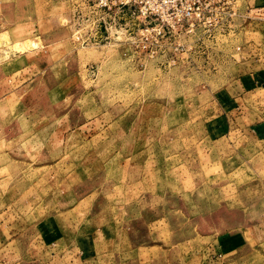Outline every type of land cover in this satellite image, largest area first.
Returning a JSON list of instances; mask_svg holds the SVG:
<instances>
[{
	"label": "rangeland",
	"instance_id": "1",
	"mask_svg": "<svg viewBox=\"0 0 264 264\" xmlns=\"http://www.w3.org/2000/svg\"><path fill=\"white\" fill-rule=\"evenodd\" d=\"M239 7L150 55L133 26L77 42L69 0H0V264H264V90L240 77L264 21Z\"/></svg>",
	"mask_w": 264,
	"mask_h": 264
},
{
	"label": "built area",
	"instance_id": "2",
	"mask_svg": "<svg viewBox=\"0 0 264 264\" xmlns=\"http://www.w3.org/2000/svg\"><path fill=\"white\" fill-rule=\"evenodd\" d=\"M69 1L77 42L85 44L91 37L94 42L98 37L108 39L112 33L117 35L133 26L137 31L131 37L135 50L150 55L166 34L178 40L181 36H191L195 29L203 30L208 36L213 30H232L240 2L246 3V0ZM246 13L251 20L264 21V6L253 7L246 3Z\"/></svg>",
	"mask_w": 264,
	"mask_h": 264
},
{
	"label": "crops",
	"instance_id": "3",
	"mask_svg": "<svg viewBox=\"0 0 264 264\" xmlns=\"http://www.w3.org/2000/svg\"><path fill=\"white\" fill-rule=\"evenodd\" d=\"M246 3L249 6L257 7V6H264V0H246ZM258 55L255 54L254 50L248 48V51L246 54H243L241 57V62L249 64L246 68L242 69L241 73L242 75L240 77H243V79H249V88H251V92H254L257 90L259 86L262 87L264 90V65L261 68V65H258V62L260 61L257 57ZM258 69H256L257 67ZM261 68V69H260ZM251 80V81H250ZM242 87V86H241ZM246 90V89H244ZM218 257H222V255L217 254Z\"/></svg>",
	"mask_w": 264,
	"mask_h": 264
}]
</instances>
